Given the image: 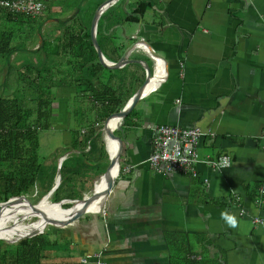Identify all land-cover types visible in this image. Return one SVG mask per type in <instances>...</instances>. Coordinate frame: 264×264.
I'll use <instances>...</instances> for the list:
<instances>
[{"label": "crops", "instance_id": "obj_1", "mask_svg": "<svg viewBox=\"0 0 264 264\" xmlns=\"http://www.w3.org/2000/svg\"><path fill=\"white\" fill-rule=\"evenodd\" d=\"M140 3L143 13L129 18ZM98 37L109 61L125 53L128 59L147 61L153 73L163 65L164 75L123 120L125 147L104 205L99 200L107 179L100 180L101 194L93 201L98 211L56 227L58 241L71 253L57 259L76 262L89 256L87 264L97 257L103 264H192L185 263L191 259L196 264H264V196L261 204L255 202L264 183V0H114L99 15ZM35 41L33 48L40 39ZM113 69L107 73L124 80L125 97L138 89L146 72L134 61ZM75 95L71 85L53 89L52 124L65 134L61 155L72 156L68 163L74 167L90 169L84 171L90 180L80 198L90 194L92 187L87 188L97 185L106 169L105 138L112 153L122 142L119 135L120 143L104 138L102 131L88 155L93 163L101 161L83 162L70 134ZM79 104L86 109L92 102L85 98ZM158 124L200 127L205 132L198 143L200 154H225L230 164L216 169L199 162L194 176L155 172L145 159ZM46 211L54 222L69 217L53 205ZM225 212L235 216V227L224 221ZM256 216L263 223L254 221Z\"/></svg>", "mask_w": 264, "mask_h": 264}, {"label": "trees", "instance_id": "obj_2", "mask_svg": "<svg viewBox=\"0 0 264 264\" xmlns=\"http://www.w3.org/2000/svg\"><path fill=\"white\" fill-rule=\"evenodd\" d=\"M144 9V4L140 3L129 18L138 19L135 14L141 15ZM39 15L42 21L36 23ZM48 18L42 13L31 16L8 10L0 12V201L34 191L41 196L53 183L59 155L54 152L55 159L50 158L48 163L40 160L37 131L52 125L54 86L76 87L70 134L72 147L74 144L79 147L78 156L88 165L101 161L93 163L88 155L101 135L103 120L110 112L121 109L133 94L125 97L121 90L124 80L120 76L111 77L107 72L115 70L98 61L90 37V22L85 24L79 18L71 22L61 19L58 21L61 25L56 27L57 34L47 32L43 35L42 23ZM36 38L40 42L33 48ZM96 39L105 55L98 37V23ZM23 49L37 54V60L18 57ZM45 69L49 70L47 74L43 73ZM79 98H90L91 113L79 104L82 101ZM76 124L79 127L76 128ZM86 144L88 150L84 149ZM67 159L69 157L63 159L59 167L61 180L52 194L54 201L79 197L87 187L86 178L89 177L85 175L90 169L74 167ZM91 187L89 185L87 190ZM43 231L16 242L0 239V264H83L80 261L54 262L53 258L61 257L60 254L70 253L58 239L47 238ZM185 263L196 264L193 259Z\"/></svg>", "mask_w": 264, "mask_h": 264}, {"label": "water", "instance_id": "obj_3", "mask_svg": "<svg viewBox=\"0 0 264 264\" xmlns=\"http://www.w3.org/2000/svg\"><path fill=\"white\" fill-rule=\"evenodd\" d=\"M114 0H105L103 1L94 11L92 19H91V23H90V37L93 43V46L96 50L97 53V58L98 61L101 63V65L108 67V68H117L121 65L126 64L129 61H134V62H138L139 64L143 65L146 69V76L145 79L143 81V83L138 87V89L130 96V98L126 101V103L124 104V106L119 109V110H114L112 112H110L106 118L103 120L102 122V131L105 132V134L108 137H113L114 134L119 135V138L122 142L121 148L116 152L115 155V162L113 161L112 158V153L111 151L108 149V147H106V151H107V163H106V169L104 170V172L100 175L99 177V181L97 183V185L95 184L93 191L90 194H86L83 195L80 199L79 198H74V199H60L58 201H51L49 199V197L51 196V194L53 193V191L56 189V187L58 186V184L60 183V173H59V167H60V163L63 159V157H60L58 160V164H57V174L54 177V182L53 185L51 186V188L43 195L41 196V198L33 203L31 202L29 199H27V197L25 195H17V196H12L10 198H8L6 201H2L0 202L1 204L7 203L9 200H11L13 197H23L25 198L33 207L34 210H37L39 213H43L37 206L43 202L44 200L49 201L51 204H57L59 205V207L63 210H68L70 208H72L77 202H81V207L79 208L78 211H76L74 214H72L71 216L67 217L66 219H64L61 222H54L49 216H46V223L43 224V227L41 230L39 229H33L30 232H27L21 236L17 235L14 237H3L0 236V239L6 241V242H16L17 240L23 238V237H30L33 236L37 233H40L43 231V228L46 225H53L55 227H62L64 225H67L69 223H72L76 220H78L84 213L88 212L89 210L87 209V204L90 201V199H92L93 197L97 196L98 194H101V187H100V178L101 176H105V175H109V182L106 186V189L104 191V193L108 192V196L112 191V188L114 186V182L115 179L118 175V170H119V165H120V159H121V154L122 151L125 147V139H124V128H123V120L124 118L132 111V109L134 108L135 104L137 103V101L143 96V94L146 92V85L147 83L150 81V79L153 77V73H152V67L151 65L145 61L144 59H128L125 56V53H122V55L120 56V58L117 61H109L108 59L105 58V56L103 55V52L97 42L96 39V28H97V21L99 18V15L103 12V10ZM113 117H117V125L112 128L111 127V120ZM106 146H107V142H106ZM116 164V167L114 166ZM71 203V205L67 208H63L62 204L64 203ZM37 219V215H34Z\"/></svg>", "mask_w": 264, "mask_h": 264}, {"label": "built area", "instance_id": "obj_4", "mask_svg": "<svg viewBox=\"0 0 264 264\" xmlns=\"http://www.w3.org/2000/svg\"><path fill=\"white\" fill-rule=\"evenodd\" d=\"M44 8L45 4L42 0H0V12L8 10L34 16ZM203 134L205 132L198 126L156 125L152 132V150L146 159L149 167L155 172L176 171L194 176L197 172L196 165L199 162L217 168L228 165L230 157L225 154L217 157H200L197 145ZM128 168L125 166L124 170ZM259 194L264 195V183L259 188ZM257 201L259 202L260 198ZM255 220L261 221L259 218ZM81 260L86 262V257ZM96 264H102V261L97 259Z\"/></svg>", "mask_w": 264, "mask_h": 264}, {"label": "rangeland", "instance_id": "obj_5", "mask_svg": "<svg viewBox=\"0 0 264 264\" xmlns=\"http://www.w3.org/2000/svg\"><path fill=\"white\" fill-rule=\"evenodd\" d=\"M103 1L104 0H48L47 8H45L41 12L42 14H46L47 16H49V18L46 19L42 23L43 24L42 25L43 35H47V32H51L53 35L57 34V28L56 27L61 25V23H59V22L55 21V19H53V18H57V16H61L63 20L64 19L68 20V18L74 14V17L76 19H78V18L82 19L85 24H88V22L91 23V19H92L94 11L96 10L97 6ZM60 8L62 9L61 10L62 12H59ZM41 21H42V16L39 15L37 20H36V23H40ZM100 21H102V20L100 19ZM44 24H46V26H44ZM34 42H35L34 44H36V41H34ZM19 52L20 53H19L18 57L23 56L27 60H31V59L34 61L37 60L36 59L37 54H34L33 52H31L29 50L24 51V49H23V52H21V51H19ZM38 60L41 61V59H38ZM48 72H49V70L45 69V71L43 73L47 74ZM145 76H146V72H145ZM145 76L142 79L141 84L143 83ZM58 87L61 88L62 85L61 86H54V88H58ZM79 99H82V98H79ZM87 109H88L89 113H91L90 108L87 107ZM72 124H73V122H72ZM55 126H57V124L53 123L50 127L39 129L37 131V138H38L37 153L40 157V160L42 158L46 161V163H48L50 158L55 159V157L53 156L55 151L57 152L56 154H60V156H62L61 153H64V151H65V147H64L65 145L64 144L66 143V141L63 139L65 137V134L63 131H61V129L58 126L57 127H55ZM77 127H79V124H76V128ZM114 136L117 137V134H114ZM103 154L106 155L107 153L103 150ZM59 157L56 158V164H55L56 168H57ZM70 158L71 157H69V159H67V162L70 160ZM105 165H106V162H105ZM104 168L105 167H100L99 171L103 170ZM55 174H56V170H55ZM82 179H84V177H82ZM86 179H87V181L90 180L89 178H86ZM89 184H91V183H89ZM44 194H42L41 196H43ZM23 195H25L27 197V199H29L33 203L37 202L41 198V196H39L36 191L29 193V194H23ZM21 199H24L26 202H28L23 197H21ZM53 202H54V200H53ZM23 204H24V202H23ZM14 205H15V203H14ZM66 205H68V204H66ZM66 205H63V207ZM90 205H95V203H93V201L91 199L88 202L87 206H90ZM24 206H26V205H24ZM44 215L48 216L49 214L42 213L41 216L44 219H46V217ZM33 219L34 218H32V220ZM44 222L46 223V221H44ZM30 225L32 226L33 222H31ZM56 229H59V228H56L53 225H46L43 229L44 230L43 232L45 233L44 235L47 238L50 237L51 239L53 238V239L57 240V234L55 233ZM2 235H5L7 237H14L15 236V235H6V234H2ZM57 246H59V244H57ZM75 253H77V252L75 251ZM50 259H52V258H50ZM50 259H48V260H50ZM55 259L61 260V259H57V258H55Z\"/></svg>", "mask_w": 264, "mask_h": 264}, {"label": "bare ground", "instance_id": "obj_6", "mask_svg": "<svg viewBox=\"0 0 264 264\" xmlns=\"http://www.w3.org/2000/svg\"><path fill=\"white\" fill-rule=\"evenodd\" d=\"M43 2H44V4H45V8H47V4H46V2L44 1V0H42ZM99 6V5H98ZM44 8V9H45ZM43 9V10H44ZM42 10V11H43ZM41 11V12H42ZM40 12V13H41ZM97 23H98V21H97ZM96 31H97V28H96ZM104 55V54H103ZM114 62V61H113ZM163 64V63H162ZM156 70H157V72H158V75H157V73H156ZM153 73V72H152ZM163 65H160L159 67H156V69H155V72L153 73V77L150 79V81L147 83V85H146V90H148V89H150L151 87H152V85L154 84V82H156L158 79H160V78H162L163 77ZM130 98V97H129ZM128 98V99H129ZM117 117H113L112 118V120H111V127L112 128H114L116 125H117ZM158 125H160V124H158ZM166 125H169V124H166ZM175 126H178V125H175ZM155 127V126H154ZM153 127V128H154ZM180 127H183V126H180ZM190 127H192V126H190ZM200 128V127H199ZM201 129V128H200ZM202 130V129H201ZM203 131V130H202ZM101 132H102V129H101ZM152 132H153V129H152ZM104 133V138L105 137H108L106 134H105V132H103ZM204 135V134H203ZM202 135V136H203ZM110 139H112L113 141H115V143H120L119 142V140L117 139V137L116 136H113V137H109ZM201 138V137H200ZM200 140V139H199ZM106 142H107V139L105 138V144H106ZM198 143H199V141H198ZM106 147H108V149H109V145H108V143H107V146ZM121 148V145L119 146V147H117V149H116V152L119 150ZM110 150V149H109ZM151 150H152V138H151ZM111 151V150H110ZM197 151H198V153H199V155H200V157L201 158H205L206 156H209V155H206V156H203V155H201L200 154V152H199V150H198V145H197ZM116 152H113L112 153V151H111V153H112V158H113V161L115 162L116 160H115V155H116ZM151 153V152H150ZM150 155V154H149ZM60 156V155H59ZM58 156V157H59ZM60 157H63V159H65V156H60ZM59 157V158H60ZM212 157V156H211ZM215 157H217V156H215ZM148 158V157H147ZM146 158V159H147ZM62 159V160H63ZM146 159H145V162H146V164L148 165V163H147V161H146ZM59 160V159H58ZM62 162V161H61ZM230 164V163H229ZM228 164V165H229ZM60 165H61V163H60ZM208 165V164H207ZM228 165H226V166H228ZM115 167H116V164L114 165ZM149 166V165H148ZM210 166V165H209ZM226 166H223V167H220V168H217V167H213V168H216V169H221V168H224V167H226ZM128 167V166H127ZM212 167V166H211ZM130 168V167H129ZM128 168V169H129ZM119 169H120V165H119ZM56 170H57V168H56ZM118 172H119V170H118ZM172 172H176V171H172ZM60 173V172H59ZM177 173H180V172H177ZM56 174H57V171H56ZM55 174V175H56ZM182 174V173H181ZM55 175H54V177H55ZM184 175H188V174H184ZM189 176H192V175H189ZM54 177H53V182H54ZM100 176H98V178H99ZM103 179H107L106 180V183L108 184V182H109V175H105V176H101V178H100V180L102 181ZM60 180H61V175H60ZM52 185H53V183H52ZM51 185V186H52ZM59 185V184H58ZM94 185H95V182H94V184L92 185V189H91V192L93 191V188H94ZM51 188V187H50ZM49 188V189H50ZM57 188V187H56ZM260 188V187H259ZM55 191V190H54ZM54 191H53V193H54ZM90 192V193H91ZM259 192V191H258ZM52 193V194H53ZM24 194V193H23ZM23 194H20V195H23ZM52 194H51V196L49 197V199L50 200H52L53 199V197H52ZM83 195H85V194H83ZM82 195V196H83ZM81 196V197H82ZM104 196V197H103ZM103 196H102V199H100L99 200V205L102 207V205H104V200L108 197V192H106V193H104L103 194ZM264 195H262V196H260V194H259V197H257L256 198V200H255V202L257 203V204H261L262 202H263V199H262V197H263ZM80 197V198H81ZM75 198H78V197H75ZM79 198V199H80ZM258 198H260V201L258 202L257 201V199ZM64 199V198H63ZM66 199H74V198H66ZM96 199V196L95 197H93L91 200L92 201H94ZM6 201V200H5ZM0 202H2V201H0ZM23 202H24V204H23ZM14 203H15V205H14ZM98 203V202H97ZM66 204H68V206H64L63 207V205H66ZM80 204H81V202H77L72 208H70V209H68V210H63V209H61L60 207H59V205H57V204H51L49 201H43V202H41L37 207L43 212V210H45L49 205H53V207L58 211V212H61L62 214H63V217H66V216H71L72 214H74L76 211H78L79 210V206H80ZM24 205H26V206H24ZM71 205V203H69V202H67V203H64V204H62V207L63 208H67V207H69ZM96 207H97V204L96 205H90V206H87V209L89 210V211H95L96 210ZM99 209H97L96 211H98ZM88 211V212H89ZM34 215H37L38 217H37V219H36V217L34 216ZM42 213H39L37 210H34L33 209V207L31 206V204L29 205V204H27V202L24 200V199H21V197H13L11 200H9L7 203H4V204H1L0 205V236H3V237H7V236H5V235H2V234H8V235H15V236H17V235H19V236H21V235H23V234H25V233H27V232H30L31 230H33V229H38V227H39V225H41L42 223H45L44 221H47V219H44L42 216ZM32 218H34L33 220H32ZM255 218H259L260 220H261V218L260 217H258V216H256V217H254V221H256L255 220ZM31 222H33V225L31 226L30 224H31ZM256 222H260V223H263V220H261V221H256ZM43 227V226H42ZM42 229V228H41ZM41 229H39V230H41ZM44 229V228H43ZM41 233V232H40ZM37 234H39V233H37ZM36 235V234H35ZM23 238H25V237H23ZM22 239V238H21ZM18 241V240H17ZM84 257H86V262H82V258H84ZM98 259V257L94 260V264H96V260ZM88 260H89V256H82V257H80L79 258V260L78 261H80L81 263H83V264H87L88 263ZM99 260V259H98ZM102 264H103V262H102Z\"/></svg>", "mask_w": 264, "mask_h": 264}, {"label": "clouds", "instance_id": "obj_7", "mask_svg": "<svg viewBox=\"0 0 264 264\" xmlns=\"http://www.w3.org/2000/svg\"><path fill=\"white\" fill-rule=\"evenodd\" d=\"M224 221L229 225V226H232V227H235L236 224H237V220L235 218V216L233 214H229V213H221Z\"/></svg>", "mask_w": 264, "mask_h": 264}, {"label": "flooded vegetation", "instance_id": "obj_8", "mask_svg": "<svg viewBox=\"0 0 264 264\" xmlns=\"http://www.w3.org/2000/svg\"><path fill=\"white\" fill-rule=\"evenodd\" d=\"M44 211V210H43ZM43 213H46V214H49L50 213V211L48 212V211H46V212H43ZM8 235V234H7Z\"/></svg>", "mask_w": 264, "mask_h": 264}]
</instances>
